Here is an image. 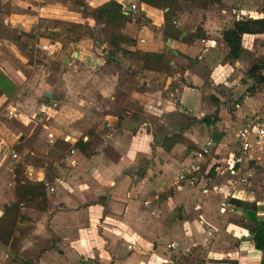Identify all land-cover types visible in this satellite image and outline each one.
Here are the masks:
<instances>
[{
  "label": "crops",
  "instance_id": "obj_1",
  "mask_svg": "<svg viewBox=\"0 0 264 264\" xmlns=\"http://www.w3.org/2000/svg\"><path fill=\"white\" fill-rule=\"evenodd\" d=\"M8 1L0 0V6ZM106 1L82 0L93 8ZM116 1L124 10L135 5V11H130L134 19L121 30L134 43L120 45L128 50L169 53L170 64L183 70L173 76L143 70L137 61L131 64L118 52L121 65L134 68L136 83L126 90L119 113L106 114L104 104L118 87V78L101 68L104 47L119 29L100 26V41H56L50 51H36L48 58L62 50L60 74L50 87L56 89L42 93L46 115L35 121L30 134L19 137V152L13 151L16 155L37 153L40 160L27 166V176L44 181L53 190L46 189L45 210L27 209L25 219L30 226L20 238L21 252L26 248L34 255L31 264H261L264 251L255 247L253 233L242 221L246 210L237 203L253 204L256 215L264 218V193L257 186L264 178L260 172L264 145L253 140L246 155L254 164L248 173L254 182L233 190L230 183L236 177L223 172L240 153L237 136L246 122L253 124L251 138L256 125L264 128V82L255 83L247 75L255 61L264 62V34H244L241 56L229 61L222 31L233 20L264 18V0H221L208 5L205 0L182 2L174 18L183 33L177 39L165 37L162 9L139 0ZM35 7L36 13L31 14L33 9L28 13L32 21L59 12L51 4ZM78 12L73 19L82 23L83 16H88ZM3 22L7 24L8 19ZM197 27L205 38L184 42V36ZM0 38L16 39L1 29ZM41 40L44 44L55 41ZM3 63V73L14 83L21 82L18 71L15 74ZM253 98L256 103L250 110L248 103ZM128 102L132 109H126ZM52 108L59 109H55L58 115L51 113ZM85 116L86 120L79 121ZM91 116L103 117L102 125ZM207 117L211 120L203 121ZM2 128L0 124V181L10 148L4 143ZM174 134H181L183 141ZM208 139L213 142L211 151L198 159L196 152ZM198 160L207 173L195 185L177 189L176 173ZM212 167L213 176L220 178H214L216 184L209 187ZM13 201L15 193L0 191V216ZM14 238L16 234L7 246L0 243V255H8L4 249Z\"/></svg>",
  "mask_w": 264,
  "mask_h": 264
},
{
  "label": "trees",
  "instance_id": "obj_2",
  "mask_svg": "<svg viewBox=\"0 0 264 264\" xmlns=\"http://www.w3.org/2000/svg\"><path fill=\"white\" fill-rule=\"evenodd\" d=\"M153 7L164 11V27L163 33L167 38H179L182 33L175 24L174 18L182 9V2H195L196 0H139ZM206 4H215L221 0H205ZM76 10H79L85 16H92L94 21L110 28L119 29L118 33L113 34L104 47L106 58L101 68L109 69L113 74L117 75L118 87L112 93L110 99H106V114H118L127 97V89L135 86V71L132 66L124 67L117 59V53L137 61L143 70L157 71L163 74L173 76V74L182 71L179 67L170 64L171 59L169 53L142 51L139 49L128 50L121 46V43L133 44L134 39L125 35L121 30L134 19L133 13H124L123 5L116 0H107L103 4L93 8L82 1H73ZM3 7L0 6V29L8 32L16 38V35L3 24L2 14ZM244 34H264V18H242L233 20L232 24L222 31V37L228 47L227 58L229 61L238 59L243 51L242 37ZM31 35V34H29ZM39 38L43 40H52L57 38H65L75 42L82 38L98 39L95 27L85 22H62L57 30L48 31L47 33H39ZM38 38V39H39ZM194 38H205L202 28L197 27L189 36H184L183 41L192 43ZM100 41V40H99ZM43 58H46L43 56ZM43 61V60H42ZM43 66H47L53 72H58L60 68L59 59H50L49 62H42ZM247 75L253 79L255 83L264 82V62L262 60L255 61L248 69ZM254 90V84L249 92ZM211 118H204L203 121H210ZM171 138V137H169ZM167 138V139H169ZM204 171L205 169L202 168ZM214 170V169H213ZM213 170L210 175L213 176ZM208 174V176H209ZM15 180V201L4 206L3 213L0 216V243L4 246L9 245L15 225L18 221L24 220L26 215L22 213V208H34L38 211L46 209V183L44 181L29 179L24 173L20 165L17 164L14 169ZM246 210L245 216L242 218L243 224L253 233V240L257 249L264 251V218L261 219L256 215V208L251 203L239 201L237 203ZM264 264V261L261 262Z\"/></svg>",
  "mask_w": 264,
  "mask_h": 264
},
{
  "label": "rangeland",
  "instance_id": "obj_3",
  "mask_svg": "<svg viewBox=\"0 0 264 264\" xmlns=\"http://www.w3.org/2000/svg\"><path fill=\"white\" fill-rule=\"evenodd\" d=\"M73 1L76 0H35L34 2H30L29 0H9L7 3L4 2L5 3L3 7L4 13H2L1 16L3 19L7 18L8 23L6 24L5 22H3V24L10 31L20 36L19 38H16L13 35H11L13 39L16 38L13 41L0 38V124L3 125L2 128L3 130H1V133L2 136L4 137V143L6 142V144L10 146V148L7 150L9 154L4 156L5 170H4L3 180L0 181L1 193H14V188H15L14 169L17 164L20 165V168H22L23 173L27 176L28 173L27 166L29 164L38 163L40 160V156L37 155V153L32 155L30 151L24 152L26 154L13 156L14 155L13 150L15 149L17 152H19L20 145L22 143L19 137L30 134L32 128L36 125L35 121L38 120L40 117L42 118L43 116L46 115L44 105L47 102L43 98L42 93L47 91L48 89L54 90L57 87L56 86L55 88H50L53 83L54 84L56 83L58 79V76L56 78V75L59 73L60 69L58 70V72H53V75H51V70L48 69L47 66H43V64H41V61L43 60L42 62H49L48 60L50 59L58 60L61 56L62 50H60L56 56L48 57L50 59L43 58V55L41 53L39 52L36 53V51L39 50L37 45L44 44L41 43L42 40L41 38H39L38 34L40 32L47 33L48 31L57 30L59 24L62 22H75L73 19L75 17L73 15L75 12H78L79 10L74 9L75 5ZM77 1H82V0H77ZM32 4H34V6L30 7L32 6ZM47 4L55 5L56 9L59 12H57L55 16L50 17V16L42 15L35 18L34 21H32L33 20L32 17L30 16V14H28L30 12V9H33L31 11L32 12L31 14H33L36 13L37 10L35 5H37V7L41 6L42 8L44 5ZM27 5L29 6V8ZM60 8H63L64 12L60 11ZM69 10H71L73 13H67ZM78 13H80V11ZM80 14L81 16H83L82 13ZM10 18H12V20H10ZM17 19H19V21ZM85 21H87L89 24L95 27L98 35V39L101 40V37H99V33H98V27L105 25L99 24L97 21H94L92 16H88V17L83 16V22ZM53 40H55L54 42L56 41H61V43L67 42V39L65 38H57ZM29 48H30V54L28 52ZM129 61H133L131 62V64L135 63L134 62L135 60L133 59L132 60L130 59ZM3 62L7 63L15 74L16 71H18L19 78L22 80L21 82L14 83L9 78L8 75L3 73V71L1 70L2 65H4ZM121 63L123 62L121 61ZM106 70L108 73H110V70L108 69ZM14 73L11 75H14ZM55 78L56 81L53 82V79ZM16 80L17 79H15L14 81ZM254 99L255 98L250 100V102L248 103L249 109L251 108L250 110H253V108L255 107L256 101ZM99 103L101 104L102 107H105L104 106L105 104L102 105L103 104L102 99H99ZM128 103L129 104H126V109L127 110H129L130 108L132 109L133 108L132 104H130V102ZM52 109L53 110H51V113L58 115V113L55 112L56 108H52ZM87 117L88 116H85L84 118H81L79 121H84L87 119ZM91 117L93 119L92 121H95V123L99 121V124L102 125L101 120L103 119V117L100 120L99 118L94 119L93 116ZM261 119H262L261 116H259L260 121ZM95 126H99V125L93 124V127ZM107 128L108 127H105V129ZM104 132L105 131H102V133ZM175 137L178 139L182 138L181 134H176ZM182 139L181 141H183ZM212 145L210 146V151ZM258 145L260 144L258 143ZM61 147L64 148L63 146ZM61 147H59V151L65 150L62 149ZM209 153H205L203 157H206ZM234 158L235 157L233 156L231 164L233 163ZM14 159H16V161H14ZM249 160L250 158H248L247 160L248 162L242 164L240 169V175L245 176L248 182H252L253 181L252 177H250L248 173H249V169L252 168L254 164L253 162L250 163ZM208 161H211V159L209 158ZM6 167L8 168L10 167L12 169L10 173L8 168ZM213 169L214 167L209 168L208 174L210 173V170ZM230 170H231V165L230 168L226 167V169H224L223 173L225 175L224 174L222 175L234 177L230 173ZM215 171H219V170H215ZM260 172H263L264 174V166L262 167ZM218 175H221V172H219ZM214 178L219 179L220 177L213 176L212 180L208 184L209 187H212L213 184H216L217 179L213 181ZM257 186H259L260 192L264 193V178L261 180L260 185ZM247 188L250 189L251 187L248 186ZM46 189L50 191L49 186ZM25 209L26 210H23L22 212L24 215H26L25 213L28 208ZM29 222H30L29 219H25V220H21L20 224L17 223L15 227L16 231H14L13 233L16 234V238H14L11 246L5 247L4 249L5 251H7L8 255L7 256L3 254L0 255V264L33 263L32 259L34 255L31 253H27L26 248L24 249V251L26 250L25 252L24 251L21 252V245H20V238L21 237L24 238V236L27 235V231L30 226Z\"/></svg>",
  "mask_w": 264,
  "mask_h": 264
},
{
  "label": "built area",
  "instance_id": "obj_4",
  "mask_svg": "<svg viewBox=\"0 0 264 264\" xmlns=\"http://www.w3.org/2000/svg\"><path fill=\"white\" fill-rule=\"evenodd\" d=\"M131 10L135 11V5L131 6ZM130 10V11H131ZM56 42H48L45 44L37 45L38 49L50 51L51 46H55ZM38 66V65H37ZM252 121L249 120L246 124L241 128L238 136H237V148L239 150V155H236L233 164L231 165L230 173L236 177V179L231 182V189L236 190L238 185L245 184L247 182L246 177L240 175V169L243 163H246L248 157H246L248 150L251 148L252 141H256L260 145H264V128L261 125H256V129L254 131V137L251 138L250 135L252 133ZM251 138V139H250ZM212 145V141L208 139L201 150L196 152V156L198 159H202L205 153L210 152V146ZM13 156H16L14 154ZM238 164V167H234ZM207 171L202 170V164L200 160L194 162L189 168L181 169L176 173L174 185L177 189H181L183 185H195L198 181L204 177ZM50 190L53 189L50 187ZM133 247V246H132ZM170 247V245H169ZM135 248V247H133Z\"/></svg>",
  "mask_w": 264,
  "mask_h": 264
},
{
  "label": "water",
  "instance_id": "obj_5",
  "mask_svg": "<svg viewBox=\"0 0 264 264\" xmlns=\"http://www.w3.org/2000/svg\"><path fill=\"white\" fill-rule=\"evenodd\" d=\"M130 10H131V8L127 7V8L124 10V13H128V12H130ZM47 96L50 97L51 95L48 94Z\"/></svg>",
  "mask_w": 264,
  "mask_h": 264
}]
</instances>
